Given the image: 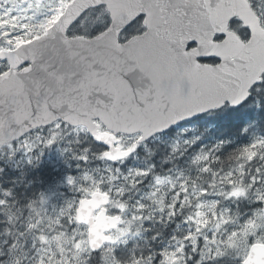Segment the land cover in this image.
Wrapping results in <instances>:
<instances>
[{
  "label": "water",
  "instance_id": "95a60500",
  "mask_svg": "<svg viewBox=\"0 0 264 264\" xmlns=\"http://www.w3.org/2000/svg\"><path fill=\"white\" fill-rule=\"evenodd\" d=\"M100 4L111 20L104 31L65 37L82 12ZM139 15L145 31L119 42V33ZM236 15L250 27L247 43L227 31ZM217 33L225 34L220 42L213 40ZM263 35L247 0H73L49 35L9 54L12 69L0 78V145L60 118L86 125L109 147L106 159H121L129 151L114 146L118 133H140L144 141L226 102L242 103L264 69ZM189 43L195 47L187 49ZM206 57L220 62L197 60ZM23 62L30 65L16 72ZM107 200L94 193L77 209V221L89 225L93 250L110 240L103 231L120 220L104 209L93 216ZM243 263L264 264V245H253Z\"/></svg>",
  "mask_w": 264,
  "mask_h": 264
},
{
  "label": "trees",
  "instance_id": "16d2710c",
  "mask_svg": "<svg viewBox=\"0 0 264 264\" xmlns=\"http://www.w3.org/2000/svg\"><path fill=\"white\" fill-rule=\"evenodd\" d=\"M107 20V12L103 6L90 9L72 25L69 32L95 35L103 30ZM232 25L237 28L236 22ZM239 28L245 36V30L240 25ZM140 29L141 26L137 22H132L125 28L121 38L124 40L138 33ZM50 130L52 129H39L45 135L38 145L39 149L30 153L31 161H18L19 152L16 154L9 152L10 145L0 147V198L5 199L3 208H0V252L5 255L21 251L20 246L23 244L18 243L15 248V243L22 235L27 234L29 229L24 222L26 211L30 209L25 207L30 203L29 200L37 199L38 202L42 195L53 196L60 190L69 191L70 182L77 179L79 182L85 172H93L98 178L99 174L93 166L107 164L102 158L105 146L93 140L88 133L82 132L76 141L71 142L58 138L62 144L68 145L61 150L64 145L53 147V135L48 133ZM58 137L64 138L60 135ZM119 165L125 173L147 170L146 177L149 179L156 176L169 177L174 188L186 183L178 192L202 186L206 188L212 184L219 197V201L215 202L217 205L215 208L223 203L226 217L238 218L249 213L255 207L252 198L256 176L264 178V79L253 88L242 106L238 108L225 106L188 124L176 126L144 145L137 144L132 154ZM97 181L102 186L98 179ZM135 182L136 191L130 193L129 190L124 198L125 200L128 198L126 202L131 209L140 207L145 210L149 201L157 202L150 200L147 194L152 182L139 179H135ZM220 186L224 187L223 190H219ZM239 191L241 193L236 196ZM227 193L231 194L230 198H226ZM261 194L264 199V186L261 188ZM173 197L168 188H159L158 198L162 200L163 211L169 210L171 213L168 219L171 224L185 211V207L177 203L174 205ZM260 203L261 201L257 200V207ZM170 251L175 250L168 246L167 239L157 231L149 245L136 252L134 248H129L119 253L118 260L114 256V260L115 264L132 261L137 264H150L153 257H160L171 253ZM24 260L18 261L17 264L23 263ZM103 262L107 264L103 258L87 260V264ZM186 264L195 263L191 259L187 260ZM200 264L240 263L239 261L233 263L228 257L220 262L206 260Z\"/></svg>",
  "mask_w": 264,
  "mask_h": 264
},
{
  "label": "rangeland",
  "instance_id": "374dc122",
  "mask_svg": "<svg viewBox=\"0 0 264 264\" xmlns=\"http://www.w3.org/2000/svg\"><path fill=\"white\" fill-rule=\"evenodd\" d=\"M258 10L264 19V2L261 1L258 4ZM57 13L58 10L55 9L53 14L56 15ZM54 128L56 129L52 131L54 133L51 135L60 134L70 142L76 141L82 134L81 127H76L74 130L66 129L61 132L58 131L59 125ZM44 135L36 133L27 136V138L19 140L16 145L10 146L9 151L12 154L19 152L18 161H31L30 153L39 149L38 145ZM48 138L51 139V136ZM133 141H135V137L128 136L123 139L119 146L133 147L136 145V143H132ZM67 146V144L62 146L61 150ZM93 169H96L99 174L98 178L93 172H85L82 175V180L77 182L79 180L77 179L70 182L69 191L60 190L53 196L42 195L38 202H36L37 199L29 200L30 203L26 204L25 207L30 209L26 211L24 221L29 229L27 234L22 235V238L15 243V248L18 243L23 244L20 246L21 251H13L6 255L0 252V264H17L22 259L25 260L21 264H87L86 258L89 250L87 231L86 227L75 221L73 207L79 194L80 197L85 194L90 195L91 192L100 188H107L104 190L112 191L113 202L110 206L124 216V221L114 230V244L102 248L98 254L99 258H103L107 264L111 262L115 264L114 256L118 260L120 252L135 248L140 242H144L141 227H138L135 222L138 221V216L129 210L122 196L127 191V185L131 183V180L139 178L146 181V173L142 171H134L131 174L124 173L120 166L106 163H101L97 167L93 166ZM163 185L172 187V181L155 178L148 187V196L158 201V191ZM3 194L5 195V193ZM238 194L240 192L236 193V196ZM215 196V194H212V197L208 196L207 203L204 199L197 208H189L185 222L180 225L181 230L171 239L167 238L168 246L173 247L175 251L166 253L161 261L156 260L157 264H186L187 260L191 259L195 264H200L206 260L220 262L226 257H230L233 263H236L239 259H243L250 242L264 241V202H261L259 207L244 214L243 220H239L240 218L226 217L223 205L215 208ZM229 197L231 194L226 196V198ZM257 198L256 195L255 199ZM4 201L5 199L1 197L2 206L0 208H3ZM162 205L159 200L157 205H154L147 212L148 228L154 220L153 212L159 213L158 207L162 208ZM162 232H167V228L163 229ZM192 253L197 255L194 256ZM125 264L137 263L132 261Z\"/></svg>",
  "mask_w": 264,
  "mask_h": 264
},
{
  "label": "flooded vegetation",
  "instance_id": "af4514ba",
  "mask_svg": "<svg viewBox=\"0 0 264 264\" xmlns=\"http://www.w3.org/2000/svg\"><path fill=\"white\" fill-rule=\"evenodd\" d=\"M53 12L54 0H0V75L9 68L1 50H12L44 32L54 21ZM134 22L142 26V18Z\"/></svg>",
  "mask_w": 264,
  "mask_h": 264
}]
</instances>
